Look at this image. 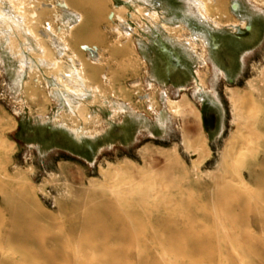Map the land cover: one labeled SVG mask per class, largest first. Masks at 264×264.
Masks as SVG:
<instances>
[{"label":"rangeland","instance_id":"374dc122","mask_svg":"<svg viewBox=\"0 0 264 264\" xmlns=\"http://www.w3.org/2000/svg\"><path fill=\"white\" fill-rule=\"evenodd\" d=\"M46 1L58 5V0ZM91 1L82 0L80 3L81 7L86 8L85 11L83 9L87 18L83 28L84 36L91 35L95 30L101 35L90 38L89 44L88 41L83 43L98 47L104 53L102 49L111 48L117 36L111 30L113 26L124 35L133 34L136 44L134 57H138L133 58L129 54L131 64L128 67L118 54L113 53L110 57L111 53H104L108 63L100 68L101 73L105 72L116 78V88L123 87L131 92L125 101L120 97L110 96L114 107L122 105L124 108L116 118L113 117L114 109L109 107L110 103L97 104L89 108L91 114L88 116V123L78 122L73 125L70 114L64 112L65 103L60 94L57 91L53 93L51 89L54 88L52 75L50 77L44 71L39 72L44 77L42 89L37 80L30 81L29 74L24 77V83L18 85V78L22 75L19 72L18 57L12 55L5 41L0 43L1 116L7 121L15 122L14 129L6 133V138L14 143L9 171L13 178L20 176L18 180H13V184L21 183V180L29 183L30 195L44 215H47V219L50 218L48 222L51 220L48 224L52 225L47 226L45 222L44 226H56L54 233L59 234V241L61 239L60 244L57 241L60 247L57 242L47 246L48 251L56 254L50 256V260L27 246L16 247L11 244L7 229L0 228V264L4 261L3 264H264V187H252L254 196L248 200L247 208L240 207L242 200L239 197L234 200L232 197L228 202L234 206L233 209L222 207L214 210L211 207L212 197L209 195L210 200L203 202V189H199L197 185L199 182H214V177L224 174L223 170L217 171L218 163L221 152L235 130L227 88L247 90L248 81L258 78L260 70L264 68V5L260 7L253 0H224L220 4L221 12L225 14L224 17L221 15V20L226 24L238 21L241 26L235 29L226 24L217 27L211 21L200 18L201 16L189 15L186 13V0H102L105 6L99 20L96 19V16L99 17L98 10L96 12ZM132 3L144 7L142 17L132 15ZM121 6H127L130 11L124 13L127 17L125 23L109 18V13ZM59 10L62 14L64 9ZM153 11L158 12L161 20L170 26H183L186 29V38H192V42L198 43L202 51L206 52L204 62L209 65L210 71L203 68L201 63L204 62L196 56L188 41H181L179 36L169 34L162 23L158 24L148 16ZM74 16V13L64 10L61 15L64 22L59 25L68 28V20L73 25ZM245 23L253 28L251 32L246 30L243 25ZM52 38L53 42L58 43L51 47L60 55L63 52H60L59 40ZM215 45L219 48L215 49ZM165 49L170 54L165 53ZM67 52L71 55L69 50ZM131 58L142 62L139 64ZM176 58L179 64L175 63ZM92 61L97 66L100 65L99 58L93 57ZM136 62L141 65L139 70ZM129 67L133 68L129 71ZM199 70L204 72V92L200 91L201 81L197 75ZM230 78L233 83L229 81ZM27 81L30 82L28 87L38 85L39 101H29L28 96L32 90L29 91V88L25 93ZM136 92L140 97H146L145 101ZM43 94L47 100L43 99ZM183 95L188 97L194 109L201 112V122L196 130L193 116L182 122L169 110L168 99L180 100ZM152 98L157 99L159 108L152 106ZM192 107L189 108L190 111ZM205 113L213 117L211 133L204 122ZM183 126L190 132H196V135L203 134L208 140L212 155L199 168L194 166L197 156L189 154L183 146ZM76 127L81 129L79 136L74 131ZM165 153L178 161L175 168L170 169L165 165ZM127 160L131 161L129 165L135 176L129 180L121 179L120 183L112 186V190H107L102 170L109 171L110 165H125ZM249 160L251 159L248 158ZM181 165L188 170V175L183 176ZM147 167H153L158 174H146ZM138 169H141V173L136 175ZM112 192L123 196V199L120 204L115 202L116 208L114 205V209L111 208L105 214L102 211L103 201L106 197L114 198ZM2 195L0 194V198L4 196ZM67 208L72 215L67 214ZM111 212L119 213L121 225L115 224ZM110 213L112 216H109ZM89 216H93V221L87 223L85 218ZM74 224L76 229L73 233L68 229ZM125 230L129 235L126 236ZM70 234L74 235V241ZM168 237L169 240L175 238L170 243L176 248H172L169 240H165ZM88 238L94 241V245ZM89 241L93 249H90V245L86 246ZM97 241H101V244ZM112 241L115 242L114 245ZM59 249L65 251L58 253ZM75 250L77 254L74 253ZM76 257L79 258L78 261Z\"/></svg>","mask_w":264,"mask_h":264},{"label":"bare ground","instance_id":"6f19581e","mask_svg":"<svg viewBox=\"0 0 264 264\" xmlns=\"http://www.w3.org/2000/svg\"><path fill=\"white\" fill-rule=\"evenodd\" d=\"M81 1L82 0H58V5L56 6L55 4H52L51 2L46 1V0H0V43L2 40L5 41V43H7V45H8L7 48H9L12 55H16L18 57L17 60L20 63V71L19 72L22 73V75L20 74L21 76L18 78V81H17L18 85H21V83L23 84L24 83L23 82L24 77L29 74L30 81L37 80L38 83H41V89H42V84L44 85V83H43L44 81L42 82V80H43L42 78H44V77H41L39 72L42 73L44 71L45 73H47V76L49 74L50 77L52 75V79L54 80L52 82V84H53L54 88H51V89L53 90V93L55 91H57L58 94H60L62 100L65 103L64 112H66L67 114H70L69 115L70 120H71L70 122H72L73 125L78 124V122H82V123L84 122L85 124L88 123V121H90L89 115L91 114V113H89V111H90L89 108L94 106V105H97V104L108 105L110 103L109 107H111V106L113 107V109H114L113 110V114H114L113 117H115V118L118 117L121 112H123L124 108L122 107V105H118L115 107L113 106V104H112L113 101L110 100V96L114 97V98L120 97L125 101L130 97L129 93H131V92L128 89L123 88V87H117L118 88L117 89L116 85H115V83H116L115 79L116 78L114 79V77L109 76L105 72L101 73L100 68H103V65L108 63V58L106 59V56H105L106 52L111 53L110 57L113 53L115 55L118 54L120 57L123 58V64L124 65L126 64V66L130 63L129 54H131V57L133 55V58L138 57L137 55H136V57H134L135 56L134 45H136V44L134 43L133 38H132L133 34L132 35L131 34L124 35L121 31H119L120 29L118 30L117 28H114L113 26H111V30L113 32L117 33V36L115 38V41L112 43L113 45L111 46V48L107 49L106 47H104L102 49L105 54L102 53L98 47H95V46L92 47L91 45H88L89 42L91 41L90 38H92L93 36L97 37L100 33L96 32V30H95V32L93 31V33L91 35H88L86 37L84 36L85 31L83 30V28H84V25L86 24L87 18H86V14L84 12L86 10V8L80 6ZM139 1L148 2L149 0H139ZM253 1L256 4H260L261 5L260 7H262V5H264L263 0H253ZM186 2L188 5V10H187L188 12H186V13H188L189 15L191 14V15H195L197 17L201 16L200 18H202V19L204 18L208 21H211V23H213L217 27L225 26L226 23L223 20H221V15H223V17H224L225 14H223L221 12L222 6L220 5V4L224 3V0H186ZM91 3L95 6L96 12L98 10L97 15L99 17L97 18V16H96V19L99 20L101 18V15H102L101 13L104 10V6H105V5H103L104 2H102V0H92ZM236 6H238V4ZM59 8H62L64 10H68V11L74 13L75 21H74L73 25H71L72 23L69 20H68L69 25L67 24L68 28L59 25L61 22H64L61 19V15L63 14L64 10L62 11V14H61ZM83 9H84V11H83ZM133 9H134V11L132 12L133 16L140 18L144 15V12H145L144 7L138 5L137 3L133 4ZM92 11L95 12V10H92ZM126 12L127 13L130 12L128 10L127 6L115 7V11L111 12V14L109 13V18H111L112 20H114V18H116L121 23H125L127 17H126V15H124V13H126ZM91 14H92V12H91ZM94 15H95V13H94ZM148 16L153 21L157 22L158 24L162 23L164 29H166L169 34L179 36V39L181 41H184V39L186 41H188L191 49H193L196 52V54H197L196 56H198L204 62V60H205L204 58L207 56L206 52L202 51V48L200 47V45L198 43L192 42V40H191L192 38L191 39L186 38L187 32L185 31L186 29L183 26H180V27L170 26L168 23L163 22L161 20V16L156 11L149 13ZM94 21H95V19H94ZM226 25L229 27L235 28V29L239 28L241 26V24H239L238 21H235V22L232 21ZM243 25L245 28L248 27L246 23ZM52 37H56V39L59 40V44L61 45L60 52H63L60 55L57 54L58 53L57 50H54L51 47L52 44L55 45L58 43V42H53ZM84 37L86 39H84ZM83 41H88V44L83 43ZM205 47L206 46H204V48ZM67 50H69L71 52V55H68ZM200 51H201V53H200ZM87 54L90 57L87 56ZM91 56H92V58H91ZM93 57H97V59L99 58V60H100L99 66H97L96 63L94 61H92ZM66 58H68L71 62L69 60H67ZM133 58H131V59L134 61L137 60V62H138V59H133ZM68 61L72 64L70 65ZM134 61H131V62H134ZM126 62H128V63H126ZM137 62L135 64L137 65L136 66L137 70H139L140 66H141L139 64L142 61L138 62L139 64H137ZM107 65H109V64H107ZM201 65H203V68L208 69V71H210L209 65L206 62H204V64L201 63ZM126 66H124L125 69L128 67V66L127 67ZM131 68H133V67H129V71ZM259 69H261V67ZM259 69H258V71H259ZM127 72H128V70H127ZM135 72L137 73V71H135ZM203 74H204L203 71L199 70L197 72V75L199 76V80L201 81V85H200L201 86L200 87L201 92H204L205 91L204 89L206 88ZM258 75H259L258 78L248 81V83H247L248 89L247 90L227 88L228 99H229V102L231 105V110H232L231 111V113H232V124L234 125L235 130H234L233 135L231 136L230 140L226 143V145H225V147H224V149L220 155L217 171L220 172L223 170L224 174L214 177V180H215L214 182H211V181H210L211 183L203 182V184H202V182L197 183L198 188L201 187V190L203 189V195H204L202 197L203 202L208 201V199L210 200L209 195L212 197L211 198V207L214 210H217L218 208H222V207H225L228 210L233 209L234 206L230 202H228L229 199H232V197H233V200H234V198L239 197L240 200H242L240 207L247 208L249 206L248 200L250 198L252 199L254 196L252 187H254V188L255 187H264V68H262V70H260V73ZM29 83L30 82L27 81L25 83L26 86L24 85L26 87L25 93H27L28 89L30 88L29 91H31V90L32 91H31V94L28 96L30 99L29 98L28 99H29V101L31 100V102L36 101V100H38L37 99V93L39 91V90H37L38 85H36V84L34 85V84H32L33 83L32 82L31 86L33 88H31V87H28L30 85ZM34 83H36V82H34ZM48 83H49V81H48ZM137 83L138 82H136V86H137ZM33 85L35 87L37 86L36 87L37 91L35 90V87ZM136 86H135V88H136ZM152 87H154V86H152ZM45 91H47L46 88H45ZM137 94L139 96V93H137ZM43 95H44L43 99L47 100L48 98H46V95L45 94H43ZM139 98L142 101H145V99H146V97H140V96H139ZM75 101H77V102H75ZM152 101H153V102H151L153 104L152 106L154 108L155 107L159 108L158 107L159 104L157 103V99L154 98ZM139 103H140V101H139ZM149 103H150V101H149ZM168 106H169V110L172 113V115H174L175 117L182 120V122L184 120H186L188 117L193 116L195 119L194 130H196L198 128V125L201 122V112L198 109H194L191 106V103H190V101L186 95H183L180 100H173V99L169 98L168 99ZM190 107H192L191 111L189 109ZM2 113L3 112L0 109V194L4 195V196L2 195L3 197L1 196L2 198H0V228L1 229L2 228L7 229V233L9 235V241L11 244H14L15 246L16 245L17 246L18 245L27 246V247H29V249L31 248L32 250L36 251L37 254H39L40 256H44L45 258L48 257L50 259V256L56 255V254H53L52 252L48 251L47 246L49 244H53V243H56L57 241H59V234L54 233V228L56 226L55 227L52 226V228L47 227V226L52 225V223L48 224L49 222H51V220L48 222V220L50 218L47 219V215H44V213L38 207L37 203L34 201V198L30 195L31 190L28 187L29 183L26 184L25 181L22 182V180H21L20 181L21 183L18 182V184H15V183H14L15 185L13 184V180L14 179L18 180L17 178L18 177L20 178V176L13 178L12 175L10 174V171H9V165L11 164L12 155L14 153V149H13L14 143H11L6 138V133H7V131H9L10 129L13 128V126L15 125V122L14 121H12V122L7 121L4 117L1 116ZM64 116L65 115L63 114L62 118H64ZM79 129L77 127L74 129V131H76L75 132L76 135H78V136H79L80 131H81V129L80 130ZM81 133H83V132H81ZM182 133H183L182 134L183 135L182 136L183 146L185 147V150L189 154L197 156V160H195L194 166L196 168H199L212 155V151L208 146V140L203 134H197L196 135V132H190V130L185 128L184 126L182 127ZM163 156L165 158V163H166L165 165L167 167H170V169L171 168L173 169L176 167V165L178 164V161H176L169 154L165 153ZM248 158H250L251 160L248 161ZM130 162L131 161L127 160L125 162L126 163L125 165H122V166L119 165L118 167H113L110 165L109 171L108 170L107 171L102 170L101 174L105 178L104 187L106 186L107 190H109V189L112 190V186L120 183L121 179L129 180L131 177L135 176V174L133 173L134 174L133 175L131 172L132 168L129 165ZM170 169H169V171H170ZM180 171L183 174V176H186V174L187 175L189 174L188 170L182 165L180 166ZM139 173H141V169L137 170L136 175H138ZM145 173L148 175L149 174H151V175L158 174V172L153 167L148 168L147 171L145 170ZM199 174L200 173H197V175H199ZM21 177H23V176H21ZM134 179L135 178H133V181H134ZM125 183H127V182H125ZM121 185L123 186V184H121ZM156 185H157V183H156ZM129 187L130 186H128V188ZM170 187L171 186L168 187L169 191L171 190ZM156 191H157V189H156ZM127 194H128V192H127ZM112 195L114 198H107L103 194V196L106 197V198H104L103 206H102L103 207L102 211L105 214L110 212L108 210H110L115 205V202L120 204L121 200L123 199V196L121 197V195H116L114 193ZM109 197H110V195H109ZM162 200H163V198H162ZM191 201H193V200H191ZM257 201H259V200H257ZM84 204L85 203H83V206H84ZM253 204H255V203L253 202ZM133 205H134V203H133ZM83 206H82V208H83ZM134 206H137V205H134ZM114 207L116 208V205ZM203 207H204V205H203ZM163 208L165 209V206H163ZM112 209H114V208H112ZM137 209H139V208H137ZM67 210H69V209L67 208L66 211ZM70 210H71V208H70ZM89 210H90V208H89ZM253 210H256V208H254ZM85 211H86V209H85ZM131 211L133 212L134 210H131ZM131 211H129V212H131ZM139 212H141V211H139ZM69 213H70V211L69 212L67 211V214H69ZM111 213L109 214V216H112V214H113V219H114L115 224L121 225L122 221H121V217L118 216L119 213L118 214H117V212H114L112 214ZM134 214H136V213H134ZM206 214H208V213H206ZM69 215H72V212ZM187 216H188V214H187ZM66 217H68V216H66ZM76 217H77V215H76ZM181 217H183V216L181 215ZM85 219L88 223L89 221H93V216L92 217L91 216L86 217ZM110 219H112V218H110ZM54 220L56 222V219H54ZM162 220H163V218H162ZM164 220H167V219L164 218ZM69 221L74 223L72 220H69ZM45 222L48 224L47 226H44ZM259 222L261 223V221H259ZM164 223H166V222H164ZM77 224H79V222ZM90 224H91V222H90ZM93 224H94V222H93ZM176 224H178V223L176 222ZM163 225L165 226V224H163ZM143 226H145V225H143ZM82 228L80 227V229H82ZM160 228H161V226H160ZM56 229H57V227H56ZM67 229H68V227H67ZM75 229H76V225L74 224V225L70 226V228L68 230L73 232ZM173 230L174 229H172V231ZM119 231H121V230H119ZM77 232H78V230H77ZM68 233H70V232H68ZM80 233H82V232H80ZM87 233L89 234V231H87ZM87 233H86V235H87ZM119 233H121V232H119ZM125 234H126V236H127V234L129 235V233H126V230H125ZM65 236H66V234H65ZM70 236L73 237L74 235L70 234ZM114 237H115V235H114ZM68 238H66V240ZM75 238H76V236H75ZM82 238H80V239L82 240ZM111 238H113V237H111ZM129 238H130V236L128 237V239ZM182 238H183V236H182ZM225 238H227V237H225ZM88 239L91 240V238H88ZM109 239H110V236H109ZM201 239H202V237H201ZM74 240L75 239L73 237V241ZM77 240H78V237H77ZM94 240L95 241L97 240L96 237ZM165 240H169V237H168V239L165 238ZM171 240H172V238H171ZM171 240H169L168 242H169V245H171V247H172L174 244L172 245L170 243ZM91 241L93 244L94 241L93 240H91ZM130 241H131V238H130ZM97 242H96V244H97ZM100 242H98V243H100ZM60 243H61V239L59 241V244ZM89 243H91V242L89 241L86 246L88 247L90 245L89 246V247H91L90 249H93L91 244H89ZM114 243L115 242H113L112 245H114ZM176 244L178 245L177 242H176ZM109 245H111V243L108 244L107 246H109ZM189 245H190V243H189ZM55 246H56V244H55ZM57 246L60 247V245H58V242H57ZM61 246H63V245L61 244ZM98 246H99V244H98ZM179 246H181V245H179ZM191 246H193V245L191 244ZM87 247H86V249H87ZM168 247L170 248V246H168ZM94 248H95V246H94ZM108 248H110V247H108ZM172 248H176V247H172ZM172 248H170V249H172ZM199 249H200V247L198 246L197 250H199ZM202 249L203 248L201 247V250ZM59 250H57V251H59L58 253H63L65 251V250L62 251V249H59ZM81 251H82V249H81ZM78 252H80V251L78 250ZM170 252H171V250H170ZM58 253H57V255H58ZM74 253L77 254L76 250ZM163 254H164V252H163ZM8 255H10V254H8ZM62 255L64 256V254H61V256ZM107 255H110V254H107ZM111 255H112V253H111ZM27 256H29V255H27ZM79 256H81V255H79ZM77 257H76V260L78 261L79 258L77 259ZM88 257H90V256H88ZM165 257H166V255H165ZM61 258H63V257H61ZM31 259H33V258H31ZM63 259H65V258H63ZM74 259H75V257H74ZM108 259H109V257H108ZM88 260H89V258H88ZM21 263H22V261H21ZM108 263H109V261H108Z\"/></svg>","mask_w":264,"mask_h":264},{"label":"flooded vegetation","instance_id":"af4514ba","mask_svg":"<svg viewBox=\"0 0 264 264\" xmlns=\"http://www.w3.org/2000/svg\"><path fill=\"white\" fill-rule=\"evenodd\" d=\"M213 118V117H212ZM211 116H209L208 113L204 114V122L206 124V127L208 128V131L211 133L212 130L210 129V124L213 122Z\"/></svg>","mask_w":264,"mask_h":264},{"label":"water","instance_id":"95a60500","mask_svg":"<svg viewBox=\"0 0 264 264\" xmlns=\"http://www.w3.org/2000/svg\"><path fill=\"white\" fill-rule=\"evenodd\" d=\"M246 30H247L248 32H251V31L253 30V28H252L251 26H248V27L246 28ZM214 47H215V49L219 48L218 45H215ZM164 52L167 53V54L169 53L168 50H166V49L164 50ZM169 54H170V53H169ZM175 63L179 64V60H178L177 58L175 59ZM229 81H230L231 83L234 82L232 78H230Z\"/></svg>","mask_w":264,"mask_h":264}]
</instances>
